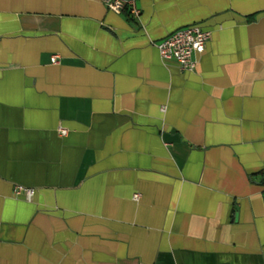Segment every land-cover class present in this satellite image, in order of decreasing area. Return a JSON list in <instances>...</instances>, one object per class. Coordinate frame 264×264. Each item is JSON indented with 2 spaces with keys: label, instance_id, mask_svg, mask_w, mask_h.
<instances>
[{
  "label": "crops",
  "instance_id": "0c3cea01",
  "mask_svg": "<svg viewBox=\"0 0 264 264\" xmlns=\"http://www.w3.org/2000/svg\"><path fill=\"white\" fill-rule=\"evenodd\" d=\"M133 3L0 0V264H264V0Z\"/></svg>",
  "mask_w": 264,
  "mask_h": 264
},
{
  "label": "built area",
  "instance_id": "2783aa9c",
  "mask_svg": "<svg viewBox=\"0 0 264 264\" xmlns=\"http://www.w3.org/2000/svg\"><path fill=\"white\" fill-rule=\"evenodd\" d=\"M107 8L120 13L125 7L133 14H137L133 0H105ZM210 36V32L202 29L197 24H189L177 28L168 33L156 45L159 56L163 60H175L179 67L184 70H193L196 66V56L201 54L205 49V44ZM55 56L52 61H55ZM60 133L64 135L65 129H60ZM24 192L27 197L33 193L31 188L17 185L13 192L19 194ZM136 196V195H135Z\"/></svg>",
  "mask_w": 264,
  "mask_h": 264
}]
</instances>
